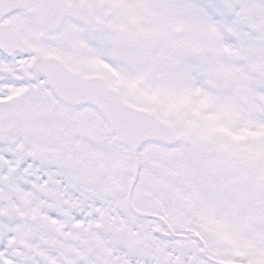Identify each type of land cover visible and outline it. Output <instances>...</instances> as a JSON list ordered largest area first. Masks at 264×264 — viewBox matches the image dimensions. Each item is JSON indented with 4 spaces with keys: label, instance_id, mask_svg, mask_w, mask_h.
Masks as SVG:
<instances>
[{
    "label": "snow or ice",
    "instance_id": "6c2138e0",
    "mask_svg": "<svg viewBox=\"0 0 264 264\" xmlns=\"http://www.w3.org/2000/svg\"><path fill=\"white\" fill-rule=\"evenodd\" d=\"M0 264H264V0H0Z\"/></svg>",
    "mask_w": 264,
    "mask_h": 264
}]
</instances>
